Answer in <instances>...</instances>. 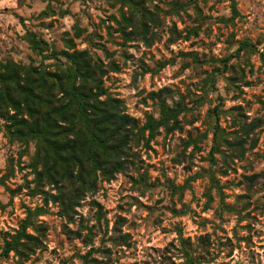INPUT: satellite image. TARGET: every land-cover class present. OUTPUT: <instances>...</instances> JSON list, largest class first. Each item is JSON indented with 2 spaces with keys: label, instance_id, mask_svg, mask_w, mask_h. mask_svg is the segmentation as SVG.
Instances as JSON below:
<instances>
[{
  "label": "rangeland",
  "instance_id": "rangeland-1",
  "mask_svg": "<svg viewBox=\"0 0 264 264\" xmlns=\"http://www.w3.org/2000/svg\"><path fill=\"white\" fill-rule=\"evenodd\" d=\"M235 1L238 14L231 0H0L1 63L55 71L53 50L63 62L62 51H86L138 128L159 119L162 102L186 106L181 129L149 143L146 132L123 172L72 191L69 215L56 201L66 184L50 180L52 151L12 138L15 110H0V264H264V0ZM137 5L150 20L135 29L124 18L138 25ZM29 33L48 51L35 53ZM243 41L255 49L237 52ZM79 134L68 135L82 154ZM37 207L26 231L38 243L4 254Z\"/></svg>",
  "mask_w": 264,
  "mask_h": 264
},
{
  "label": "trees",
  "instance_id": "trees-1",
  "mask_svg": "<svg viewBox=\"0 0 264 264\" xmlns=\"http://www.w3.org/2000/svg\"><path fill=\"white\" fill-rule=\"evenodd\" d=\"M231 1L233 12L238 14L236 1ZM135 10L142 13L138 25L134 21V13L125 17V22L135 29L138 26L145 27L146 20L150 18L138 5ZM28 41L35 53L43 55L48 51L47 42L39 39L35 33H29ZM68 46L74 48V42L70 40ZM248 48L253 50L255 45L250 41H243L237 52ZM50 55L62 64L55 71L14 62H0V110H6L7 107L15 110L8 117L12 122V138L25 143L30 139H39L52 151L46 156L47 161L52 160L48 171L50 180L66 184L56 201L61 203L63 214L69 215L78 200L72 191L78 192L82 186L80 184L93 185L91 179L97 178L98 174L111 180L116 173L123 172L126 165L122 158L128 156L131 141H138L146 132V142L149 143L159 134L161 128L166 131L181 129L178 117L186 110V106L178 103L169 107L162 102L159 119L149 114L145 124L138 128L136 120L126 113L123 100L110 95L104 88L103 77L108 72L106 67L92 60L82 50L62 51L61 55L66 60L64 62L56 50ZM262 58L264 60V52ZM228 59L229 57L222 59L225 67L228 66ZM117 69L116 64L111 65V70ZM57 91L63 95L56 96ZM256 125H243L242 129L249 135ZM68 132L72 135H84L86 144L83 145L88 146L85 152L79 153L82 147H78L75 139L69 141ZM243 144L244 138H238L234 147L238 156L244 154ZM73 159L79 161L76 173L72 169L76 165ZM57 176L59 178L55 179ZM64 190H70V193L64 195ZM41 212V207L28 209L23 228L11 241H6L4 254L14 251L22 255L38 243V238L26 230L33 225V218ZM182 241L186 243L185 239Z\"/></svg>",
  "mask_w": 264,
  "mask_h": 264
}]
</instances>
